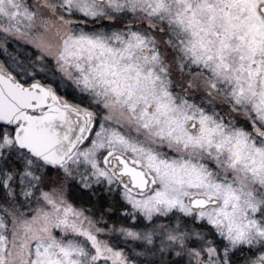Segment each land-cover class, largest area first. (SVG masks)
<instances>
[{"label": "snow or ice", "instance_id": "snow-or-ice-1", "mask_svg": "<svg viewBox=\"0 0 264 264\" xmlns=\"http://www.w3.org/2000/svg\"><path fill=\"white\" fill-rule=\"evenodd\" d=\"M0 264H264V0H0Z\"/></svg>", "mask_w": 264, "mask_h": 264}]
</instances>
